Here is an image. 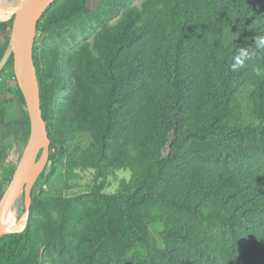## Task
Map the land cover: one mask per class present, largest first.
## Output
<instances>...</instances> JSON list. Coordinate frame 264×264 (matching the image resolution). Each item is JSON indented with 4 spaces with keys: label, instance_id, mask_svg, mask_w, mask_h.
Listing matches in <instances>:
<instances>
[{
    "label": "trees",
    "instance_id": "obj_1",
    "mask_svg": "<svg viewBox=\"0 0 264 264\" xmlns=\"http://www.w3.org/2000/svg\"><path fill=\"white\" fill-rule=\"evenodd\" d=\"M90 1L54 0L37 25L49 39L33 50L46 165L130 177L114 193L95 183L68 197L35 184L25 228L0 238V264H264V0ZM12 21H0V61ZM92 30L62 53L58 42ZM237 48L252 58L233 71ZM11 87L0 97V197L7 152L20 156L30 131L12 53L0 93Z\"/></svg>",
    "mask_w": 264,
    "mask_h": 264
},
{
    "label": "water",
    "instance_id": "obj_2",
    "mask_svg": "<svg viewBox=\"0 0 264 264\" xmlns=\"http://www.w3.org/2000/svg\"><path fill=\"white\" fill-rule=\"evenodd\" d=\"M54 0H19L16 8L0 21L13 18L8 47L2 60V67L7 56L13 55V70L18 87L22 92L25 107L30 120V131L22 153L13 170L10 181L0 197V238L11 232H20L25 228L31 205L33 185L43 171L49 158L50 138L47 124L41 109L40 88L34 63V45L37 25L44 11ZM40 157V165L35 168L33 175L27 180V175L36 160ZM24 191V223L13 230H2V218L18 194Z\"/></svg>",
    "mask_w": 264,
    "mask_h": 264
},
{
    "label": "rangeland",
    "instance_id": "obj_3",
    "mask_svg": "<svg viewBox=\"0 0 264 264\" xmlns=\"http://www.w3.org/2000/svg\"><path fill=\"white\" fill-rule=\"evenodd\" d=\"M98 1V0H96ZM95 0L90 1V6H94ZM130 4H134L139 6L141 4V0H130ZM94 30L87 33L86 36L78 35L77 40L74 42H70L69 45H66L64 43L58 42L57 44H61L60 48L62 50V53L66 52H73L78 48V46L85 40H91L92 33ZM47 35L43 33L42 31H38L36 33V41L38 48H41V45L43 41L49 42V39H46ZM66 40L69 42V38H66ZM68 71L69 68L67 67L65 69V75L68 77ZM3 78V77H2ZM68 90H64L60 92L56 98V103L58 105L64 104L66 101L65 93H67ZM249 93V89L241 90L238 93V100L240 101L241 108L244 110L247 102V95ZM13 96V87L11 88H4L1 93L0 97L2 99L10 98ZM20 113L19 108L15 103H12L10 112L8 114L9 119H13L14 117L18 116ZM245 113V112H244ZM246 117L247 114L245 113ZM71 144L79 145L80 147H86L88 145V140L85 136L82 135H74L71 140ZM23 150V149H22ZM19 153L16 149V147H12L8 150L6 159H7V165L8 168L6 170L5 176L7 178L10 177L9 171H12L19 160ZM40 165V157L36 160L34 163V169ZM46 167V172L50 173V176L48 179L40 178L36 179L34 185L38 188L44 189L48 193H58L62 192L64 196H75L81 193H86L90 190V188L96 183H103L104 187L102 189V192L105 193H114L118 191L121 186L120 182L122 179L128 180L130 177V171L129 170H111L108 175L105 177H97L95 169L89 168L85 170L81 169H74L72 171L68 170L65 160L62 162L58 161L54 168H51V165H45L44 169ZM39 177V176H38ZM8 184H6L7 187ZM33 185V186H34ZM5 187V188H6ZM24 191L25 187H23L22 191L18 194L17 198L15 199L14 203L12 204L13 210L16 212L19 219H24ZM152 232L154 236L159 239L160 237V231L162 230V226L158 223L153 224L151 226Z\"/></svg>",
    "mask_w": 264,
    "mask_h": 264
},
{
    "label": "bare ground",
    "instance_id": "obj_4",
    "mask_svg": "<svg viewBox=\"0 0 264 264\" xmlns=\"http://www.w3.org/2000/svg\"><path fill=\"white\" fill-rule=\"evenodd\" d=\"M44 1V0H42ZM19 0H8V3L0 9V17H6L7 14L11 13L18 5ZM34 166L31 167L29 174L27 175V180L34 173ZM24 220L19 219L16 212L13 210L12 205L9 206L2 218L1 227L2 230H13L18 229L23 226Z\"/></svg>",
    "mask_w": 264,
    "mask_h": 264
},
{
    "label": "clouds",
    "instance_id": "obj_5",
    "mask_svg": "<svg viewBox=\"0 0 264 264\" xmlns=\"http://www.w3.org/2000/svg\"><path fill=\"white\" fill-rule=\"evenodd\" d=\"M256 47L264 46V37H257L256 38ZM252 58V54L250 53L249 49L247 48H237L235 53L233 54L230 67L233 71H236L240 68H243L245 66L246 61L250 60Z\"/></svg>",
    "mask_w": 264,
    "mask_h": 264
},
{
    "label": "built area",
    "instance_id": "obj_6",
    "mask_svg": "<svg viewBox=\"0 0 264 264\" xmlns=\"http://www.w3.org/2000/svg\"><path fill=\"white\" fill-rule=\"evenodd\" d=\"M0 39H1V37H0ZM15 77V76H14Z\"/></svg>",
    "mask_w": 264,
    "mask_h": 264
}]
</instances>
